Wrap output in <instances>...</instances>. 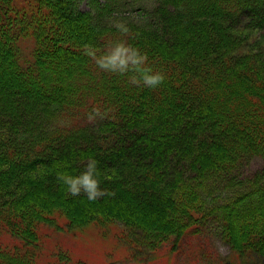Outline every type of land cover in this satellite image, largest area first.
<instances>
[{"label":"trees","instance_id":"obj_1","mask_svg":"<svg viewBox=\"0 0 264 264\" xmlns=\"http://www.w3.org/2000/svg\"><path fill=\"white\" fill-rule=\"evenodd\" d=\"M78 1L0 0V264H88L45 244L41 229L58 217L74 228L121 222L156 253L216 223L231 248L224 264H252L247 254L264 264V165L218 204L203 195L211 179L264 159V0H159L127 36ZM121 38L165 72L161 86H133L84 53ZM93 108L104 118L89 122ZM23 112L85 121L26 139ZM89 158L109 193L95 201L57 178Z\"/></svg>","mask_w":264,"mask_h":264},{"label":"rangeland","instance_id":"obj_2","mask_svg":"<svg viewBox=\"0 0 264 264\" xmlns=\"http://www.w3.org/2000/svg\"><path fill=\"white\" fill-rule=\"evenodd\" d=\"M80 8L97 9L96 13L102 22L113 25L116 19H124L137 23L149 24L154 14L153 6L159 0H79ZM92 2V3H91ZM105 3L110 8H105ZM156 19L153 20L155 22ZM158 24V22L156 23ZM27 48L33 47L32 42L26 44ZM27 50L30 54L31 50ZM16 99V98H15ZM13 106L9 105V108ZM8 109V108H7ZM5 107L0 104V119H5ZM9 111H7L8 113ZM3 114H5L3 116ZM21 131L28 136H37L49 133L51 129L60 128L65 121L84 120L77 113L50 115L23 112L17 114ZM85 121V120H84ZM264 165L261 156L253 155L245 160L236 171L211 179L206 185L203 195L208 206L218 204L229 198L236 192L246 187L245 179ZM58 226L43 225L41 235L46 245L53 249L69 250L73 260L83 259L88 264H224L225 259L230 260L231 248L222 239L218 224L208 222L199 227L195 234L186 236L183 240L174 243L163 244L156 252L140 251V246L132 240L135 236L125 230L124 224L116 222L113 225L90 224L87 227L74 228L69 226L65 217H58ZM129 249L135 254L131 256ZM132 257L134 258L132 260ZM247 261L259 264L254 254H247ZM234 263V262H233ZM231 261L226 264H233Z\"/></svg>","mask_w":264,"mask_h":264},{"label":"clouds","instance_id":"obj_3","mask_svg":"<svg viewBox=\"0 0 264 264\" xmlns=\"http://www.w3.org/2000/svg\"><path fill=\"white\" fill-rule=\"evenodd\" d=\"M113 26L122 36H127L130 31L124 19L114 20ZM84 53L95 62L101 71L128 75V82L133 86L143 85L155 89L161 86L166 79L165 72L150 66L148 54L130 44L127 39L121 38L109 42L102 50L92 45H85ZM104 116L105 113H102L100 108H93L87 119L89 122H94L98 117L103 119ZM57 178L67 186V191L72 196H79L83 193L89 201H95L109 194L101 188V172L98 169V162L93 158L87 160L83 172L77 175L61 173Z\"/></svg>","mask_w":264,"mask_h":264}]
</instances>
